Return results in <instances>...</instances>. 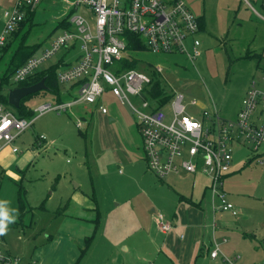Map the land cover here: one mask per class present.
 Returning <instances> with one entry per match:
<instances>
[{
    "label": "rangeland",
    "instance_id": "rangeland-1",
    "mask_svg": "<svg viewBox=\"0 0 264 264\" xmlns=\"http://www.w3.org/2000/svg\"><path fill=\"white\" fill-rule=\"evenodd\" d=\"M182 1L201 19L196 34L200 55L191 60L182 53L154 54L145 50L133 53L139 60L138 68L144 67L140 63L152 69L160 65L162 72L158 76L163 86L169 94L183 96L188 114L198 117L204 109L213 111L215 107L220 116L230 117L249 82L253 78L259 80L263 73L264 21L251 7L263 16L264 10L259 0ZM13 2L0 0V28L2 12L11 8ZM68 12L63 0L41 1L26 39V44L38 45L35 54L62 32L59 23ZM24 29L27 25L21 31ZM63 53L64 50L58 51L37 70L46 72ZM71 84L59 83L58 89ZM71 98V94H66L61 100ZM130 99L139 105L138 99ZM193 99L195 104L190 103ZM53 100L56 98L51 91L27 97L22 111L26 113ZM102 103L105 112L86 104H75L64 112H46L16 139L19 154L31 147L34 152L23 168L13 163L0 172V203L18 223L0 235V250L6 245L2 238L16 242L17 234L24 237L22 224L27 226L26 231L33 229L41 235L57 226L70 228V221L63 224L65 217L55 218L53 212H69L80 200H88L92 206L91 210H84V215L93 219L87 232L85 264H131L135 253L140 256L139 264H171L162 254L156 257L159 252L156 254L155 249L163 238L156 215L162 213L170 220L174 217L176 224L188 223L192 217L186 212L202 199L199 211L203 221L206 215L212 221L209 202L204 203L209 200V192L202 198L206 177L170 174L159 179L146 166L141 137L128 104H121L109 94ZM164 110L170 120V102ZM41 134L46 140L38 142L36 136ZM243 144L235 145V164L230 171L235 173L225 181L238 210L236 217L228 219L234 222L223 228L227 231L225 246L227 255L231 251L238 255L235 264H264V155L257 161L250 145ZM181 190L186 199L180 197ZM219 217L218 214L214 219L218 227L222 223ZM48 223H52L49 229L45 228ZM125 245L130 248L129 253L123 249ZM215 259L207 262L232 264L224 263L220 257Z\"/></svg>",
    "mask_w": 264,
    "mask_h": 264
},
{
    "label": "built area",
    "instance_id": "built-area-1",
    "mask_svg": "<svg viewBox=\"0 0 264 264\" xmlns=\"http://www.w3.org/2000/svg\"><path fill=\"white\" fill-rule=\"evenodd\" d=\"M41 1L14 0L11 8L2 12L0 51L20 22L28 18ZM63 1L69 8L64 18L67 25L49 46L14 71L6 93L29 81L39 72L37 69L43 62L64 50L63 56L53 65L57 64L58 83H72V98L42 104L27 117L18 115L10 104H0V152L7 147L12 153L19 152L16 139L46 112H64L75 104L95 105L105 112L102 101L109 94L121 104L126 102L132 111L144 161L155 176L162 179L180 173L203 175L207 178L206 192H209V200L204 203L209 202L211 213L228 212L236 216L237 209L228 197L225 180L231 173L235 145L248 143L260 161V148L264 146V69L259 80L253 78L249 82L234 118L220 116L215 107L213 111L204 109L198 117L188 114L183 96L174 93L169 100L173 115L168 120L164 107L169 102L157 106L145 97L151 83L150 74L144 68H122L120 63L131 57L125 36L129 33L139 36L150 53H182L191 60L199 56L198 18L185 3L182 0ZM259 1L264 8V0ZM247 4L250 5L248 1ZM251 8L264 21V16ZM77 50L79 56L74 63L62 59ZM154 70L160 73L162 67L156 65ZM67 92L68 89L64 91ZM131 96L139 100V105L132 102ZM195 102L194 99L190 101L191 104ZM77 125L82 126L80 121ZM36 140L41 142L46 136L38 135ZM156 221L161 232L171 230V220L162 213L156 215ZM212 227H215L214 219ZM219 254V243L214 241L209 255L216 258ZM222 259L232 262L225 255ZM20 260L0 250V264H19ZM31 264L37 263L32 261Z\"/></svg>",
    "mask_w": 264,
    "mask_h": 264
},
{
    "label": "crops",
    "instance_id": "crops-1",
    "mask_svg": "<svg viewBox=\"0 0 264 264\" xmlns=\"http://www.w3.org/2000/svg\"><path fill=\"white\" fill-rule=\"evenodd\" d=\"M262 9L264 10V8ZM78 56H79V51L77 50L68 53L62 59L63 60L66 59L70 64H72L77 60ZM71 86L72 85L65 87L63 90H60L61 94L72 95L74 90ZM66 89H68V92L64 93ZM239 106H240V102H239ZM239 106H237L232 116L226 118H234L237 114ZM238 145L240 144H237V147ZM240 146H244V145H240ZM236 149L234 150L233 153V165L235 164L234 159H235V153L237 152ZM32 152H34L33 147H31L28 150V152L23 154L21 153L19 154L18 152L12 153L8 147L4 148L0 152V169L6 170L8 169L10 164L13 163H16L20 168H23L26 164H28V160H32L33 157ZM261 152H262L261 154L264 155V149ZM236 155L237 157H239L238 153ZM255 157H257V155L254 154L253 158ZM250 161L251 160L249 159L248 163ZM233 173L235 172L229 173L228 177ZM180 174L189 175L186 173H180ZM171 175L176 176L178 174H171ZM206 183L207 181L203 184L202 187V198L203 196H205L206 193V189H205ZM193 185L194 182L192 181V186ZM181 191L182 193H180L181 195L180 197L182 199H186V194L183 193L184 192L183 190ZM227 192L229 194L228 197L230 201L233 202V204L235 205L234 200L231 198L230 192L229 191ZM79 202L80 204H78L77 206L74 204L69 212L60 213V214H58L59 211L53 212L55 214L54 215L55 218H57L60 215L65 217L66 220L62 221L63 224L66 223V221H70L69 222L70 228L68 227L62 228L57 226L56 229L54 227L52 231L50 232L46 231L47 233L43 232V235H41L40 232L37 233L33 229L26 231L25 228L27 226L21 223L23 226L22 232L24 233V237L21 238L20 235L17 234L18 239L16 242L14 241L9 242L8 240H5V238H2L3 244L6 245H4V249L1 250L11 256L20 257L21 260L19 264H31L32 261L37 264H85L84 258L86 257L87 254L86 251L84 252L82 250H85L86 248L87 245L86 239L89 238V236H87V232L89 229V225H91L90 221H93V219L91 218V216H88L87 214L84 215V210H91L92 206L89 205L88 200H86L84 203H82V200H80ZM197 204H195L194 208H190L186 212L188 216L192 217V219L188 223H185L183 221L180 224H176L174 222V217H171V222H172L171 230L166 233L160 231L161 234H163V238L158 250L155 249L156 254L159 252L156 255V257H159L162 254L165 258H167L170 262H172L171 264H214L213 262L208 263L207 260L215 259V258H211L209 253L210 250L213 248V242L216 241L220 243L219 245L220 254L217 257H220L221 258L220 260L223 261L222 255H225L228 258L232 259V262L230 263L235 264L238 255H235L234 253H232V251L228 253L230 255H227L228 251L225 246V244L228 243V240L225 235L227 231L224 230L223 228L227 224H231L234 222L233 220L229 221L228 219H232V217H236V216H233L228 212H217L215 214L211 213L212 221H210L207 215L203 221V214L202 212L199 211V208L202 205V199H200L199 203ZM218 214L220 215L219 219H221L222 223L220 227L215 226L213 229L211 222H213V219H215V216H217ZM237 214H238V210H237ZM52 223L45 224L46 226L45 228L49 229L52 226ZM17 224L18 223L15 222L10 223L8 225V228L17 227ZM72 226L76 228L75 231L73 230ZM222 238H225L226 240L222 241ZM19 239H22V241H18ZM123 249L125 250L126 253L130 252V248H128V246L126 245L123 247ZM144 256L145 255H143V258ZM122 257L124 259L123 255ZM132 258H133V263L131 264H137V262L139 264L140 256L138 254L136 253L132 254ZM141 260L146 261V259H142V258ZM223 262L227 263L225 261Z\"/></svg>",
    "mask_w": 264,
    "mask_h": 264
},
{
    "label": "trees",
    "instance_id": "trees-1",
    "mask_svg": "<svg viewBox=\"0 0 264 264\" xmlns=\"http://www.w3.org/2000/svg\"><path fill=\"white\" fill-rule=\"evenodd\" d=\"M34 13L35 11L33 13H30V16L28 18L20 22L19 27L14 32H12L11 36L2 46V49L0 51V104H9L7 101L6 89L11 87V85H9L10 77L19 66H21L29 57L35 54V51L38 47V45L26 44V39L30 31V24L32 22ZM198 22L200 26V18H198ZM26 25L27 30L24 29L23 31H21L22 28H25ZM66 25L67 23L65 19L61 20L59 23V27L61 28L65 27ZM125 36L127 37V49L131 57L130 59L124 58L120 63L121 67L125 69L137 68L139 66V60L134 56L133 53L145 51L146 47L143 43V40L139 36L131 33L126 34ZM143 68L151 76V83L146 91L145 97L151 100L157 106H162L168 103L173 95L169 94V92L166 91V88L163 86L158 73L149 65H146ZM56 69L57 64L52 65L46 70V72H37L29 81L20 83L18 86H25L38 82L42 77H45V85L47 86V90L36 92L34 94L26 96L25 98L32 97L39 93H44L45 91H51L53 92L56 100L61 101L63 94H61V91L58 89L59 83L56 80ZM25 98L20 101L19 107L16 110L18 115L27 117L32 114V110L29 109L28 112L26 111V113H23L22 110L23 106L25 105L23 103V100ZM86 244H88V239H86Z\"/></svg>",
    "mask_w": 264,
    "mask_h": 264
},
{
    "label": "water",
    "instance_id": "water-1",
    "mask_svg": "<svg viewBox=\"0 0 264 264\" xmlns=\"http://www.w3.org/2000/svg\"><path fill=\"white\" fill-rule=\"evenodd\" d=\"M42 90H47L45 77H42L38 82L33 84L9 89L7 92V101L14 109H17L23 98Z\"/></svg>",
    "mask_w": 264,
    "mask_h": 264
},
{
    "label": "clouds",
    "instance_id": "clouds-1",
    "mask_svg": "<svg viewBox=\"0 0 264 264\" xmlns=\"http://www.w3.org/2000/svg\"><path fill=\"white\" fill-rule=\"evenodd\" d=\"M13 222H15V217L11 216L0 203V235H4L8 230V225Z\"/></svg>",
    "mask_w": 264,
    "mask_h": 264
}]
</instances>
